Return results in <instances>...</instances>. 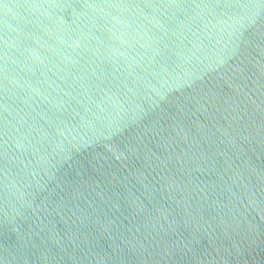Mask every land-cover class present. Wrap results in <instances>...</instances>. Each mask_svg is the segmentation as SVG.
<instances>
[{
	"label": "water",
	"instance_id": "1",
	"mask_svg": "<svg viewBox=\"0 0 264 264\" xmlns=\"http://www.w3.org/2000/svg\"><path fill=\"white\" fill-rule=\"evenodd\" d=\"M0 264H264V0H0Z\"/></svg>",
	"mask_w": 264,
	"mask_h": 264
}]
</instances>
